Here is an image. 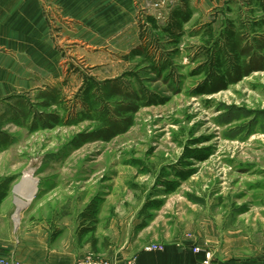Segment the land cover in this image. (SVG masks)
Here are the masks:
<instances>
[{
  "label": "rangeland",
  "instance_id": "obj_1",
  "mask_svg": "<svg viewBox=\"0 0 264 264\" xmlns=\"http://www.w3.org/2000/svg\"><path fill=\"white\" fill-rule=\"evenodd\" d=\"M106 1L41 4L38 27L23 26L26 59L13 60L9 51L10 66L23 64L34 85L0 102V181L12 177L16 197L15 205L2 209L12 207L13 225L16 186L31 168L38 181L15 229L29 232L41 222L60 240L94 226L80 242L89 244L86 254L106 256L110 245L121 251L130 243L135 252L192 237L207 248L235 238L240 228L264 226V70L213 94L194 93L208 79L195 73L206 62L205 24L219 37L228 18L238 27L241 19L263 17L261 11L250 12L248 0H188L192 16L178 48L157 41V54L172 55L171 64L156 73L152 63L130 52L142 43L144 16L164 25L181 1ZM133 26L138 42L129 47ZM247 31L250 39L264 37V27ZM152 33L146 26L143 34L154 42ZM86 77L117 80L138 96L126 131L105 136L98 112L127 101L99 93L97 104L85 108ZM48 90L59 94L56 105H42ZM25 102L30 117L21 114ZM87 113L88 119L71 123ZM189 171L187 179L180 177ZM91 203L96 224L81 216ZM4 224L0 219V237Z\"/></svg>",
  "mask_w": 264,
  "mask_h": 264
},
{
  "label": "crops",
  "instance_id": "obj_2",
  "mask_svg": "<svg viewBox=\"0 0 264 264\" xmlns=\"http://www.w3.org/2000/svg\"><path fill=\"white\" fill-rule=\"evenodd\" d=\"M55 1L66 0H0V102L12 98L15 92L27 91L34 86L31 80L28 81L27 70L23 64L18 61L12 67L10 66V52L13 53V60L26 59L23 26L28 24L38 27L44 19L40 10L41 4L55 3ZM106 2L110 5H124L132 4L133 0ZM132 29V34L136 38L131 40L132 44L129 43V47H134L138 42L136 26ZM11 181L7 183L4 199L0 201V219L5 222L3 225L5 236L0 237V248L3 254L12 256L25 264H73L78 256L87 253L89 244L80 242L76 234L59 236L61 239L55 240L58 236L52 238L49 235L47 224L41 222L34 224L30 226L29 232L23 233L15 229L11 214L12 207L2 209L8 202L15 205L16 197L9 188L12 185H10ZM2 182L0 181V188L5 183ZM262 217H264V211ZM240 229L235 238L226 237L221 244L207 246V248L192 237L184 238L178 243H168L162 249L150 251L138 249L133 252L130 243L122 246L121 251L115 250L110 245L106 249V257L108 256L113 264H121L129 258H136V264H202L204 252L194 250L193 246L197 244L203 248L202 250L211 251L212 264H264V226Z\"/></svg>",
  "mask_w": 264,
  "mask_h": 264
},
{
  "label": "trees",
  "instance_id": "obj_3",
  "mask_svg": "<svg viewBox=\"0 0 264 264\" xmlns=\"http://www.w3.org/2000/svg\"><path fill=\"white\" fill-rule=\"evenodd\" d=\"M180 1V5L173 9L167 16L164 25H160L158 20L152 16H144V22L140 25L141 30L143 29L140 33L142 43L133 48L130 52L132 56L142 57L143 60L152 63L156 73L171 64L170 60L172 55L171 53L161 54L160 52L157 54V41L164 39L170 45L172 44L171 46L174 49H177L178 47L176 46H178L179 42H181L185 35V24L191 20L192 12L189 8L188 0ZM248 3L253 6L250 12H256L259 10L263 17L254 21L241 19L238 27L234 25L235 22L232 19L228 18L226 21L227 25L221 30L219 37L213 35L209 23L205 24L206 29L204 32L206 36L202 37L204 38L202 42L204 43L203 46L207 48L206 62L202 63L199 70L195 73H206L208 79L194 89V93L197 95L216 93L219 90L225 89L231 83L240 81L244 76H247L252 72L264 70V37L257 35L253 39H250V35L248 34L249 31H247V28L257 29L264 27V0H248ZM146 26H149L151 32L155 34L154 36L157 40L154 42L143 34ZM157 55H160V57ZM86 79L85 88L82 90V99L85 108H91L93 105L97 104V98L100 95L108 100L119 98L128 102L124 103L117 101L114 110L111 111L104 109L98 112L97 119L105 125V136L113 137L117 135V133L126 131L132 124L131 117L127 114L130 113V111H136L137 106H131L133 105L131 103L136 101L138 96L134 93L126 92L121 83L117 80H105L104 82L99 83L91 77H86ZM95 90H98V93ZM99 93L100 95L97 97ZM58 95L59 94H57L55 90L43 91L40 97L44 102L42 105H56L59 100ZM25 105H27L26 102L23 104V108L20 109L21 114L25 117H30L31 111L29 112V110L25 109ZM116 113L120 115L125 114L123 121L117 120L111 115ZM47 116H50V114ZM54 117L58 118L57 115ZM89 117L90 115L88 113L82 114L81 117L73 119L71 123H77L88 119ZM82 141H86V137L82 138ZM1 143L7 144L8 140L2 139ZM190 174L191 171L179 172L180 177L183 179H187ZM12 179V177L3 179V182L5 183L2 182L3 186L0 188V201L4 199L7 183ZM92 205L93 203L87 206V209L81 213V216L84 217V220L96 224L97 209L92 207ZM93 230L94 226H86L77 237L79 236L78 238L81 239L83 234L91 233ZM92 243L94 245L95 241L92 240L91 244Z\"/></svg>",
  "mask_w": 264,
  "mask_h": 264
},
{
  "label": "built area",
  "instance_id": "obj_4",
  "mask_svg": "<svg viewBox=\"0 0 264 264\" xmlns=\"http://www.w3.org/2000/svg\"><path fill=\"white\" fill-rule=\"evenodd\" d=\"M158 5V4H156ZM18 242V240H16ZM161 247L156 245H149L144 248V250L150 251V250H157ZM195 251H203L204 252V258L202 260V264H212L211 258L212 253L209 249L202 250V248L198 246H193ZM264 259V258H263ZM0 264H25L21 261H18L12 256L5 255L1 252L0 248ZM73 264H113L112 260L107 256H97L95 254H83L81 256H78L77 259L73 262ZM121 264H136V258H129L121 262Z\"/></svg>",
  "mask_w": 264,
  "mask_h": 264
},
{
  "label": "bare ground",
  "instance_id": "obj_5",
  "mask_svg": "<svg viewBox=\"0 0 264 264\" xmlns=\"http://www.w3.org/2000/svg\"><path fill=\"white\" fill-rule=\"evenodd\" d=\"M33 170L34 169L31 168L25 171L20 183L15 188V192L18 196L16 201V212L14 214L15 225L19 222L20 210L32 202L36 194L38 181H36V178L33 176Z\"/></svg>",
  "mask_w": 264,
  "mask_h": 264
}]
</instances>
